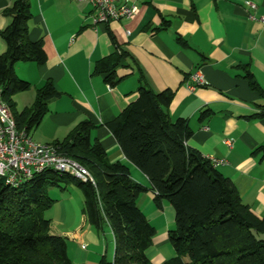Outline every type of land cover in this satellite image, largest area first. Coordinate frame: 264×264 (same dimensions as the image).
I'll return each mask as SVG.
<instances>
[{
    "label": "crops",
    "instance_id": "1",
    "mask_svg": "<svg viewBox=\"0 0 264 264\" xmlns=\"http://www.w3.org/2000/svg\"><path fill=\"white\" fill-rule=\"evenodd\" d=\"M12 1L0 0V33L9 24L4 11ZM125 1L138 5L134 18L93 26L90 4L30 0L28 37L42 41L46 59L42 65H14L17 77L31 85L14 96L15 109L30 106L46 82L60 93L31 138L40 144L60 142L79 123L90 121L92 140L109 162L126 165L131 179L149 188L147 177L125 158L106 124L137 99L141 85L154 93L170 90L168 114L172 121L187 122V146L221 162L216 170L234 184L252 214L263 218L264 31L258 18L264 17V0ZM116 48L123 54L115 66L120 81L110 87L94 68ZM5 50L0 38V55ZM196 71L206 85L190 90ZM60 186L48 191L50 209L57 206L59 211L55 219L47 217L49 233L66 240L72 264H97L106 242L104 230L87 222L83 194L75 184ZM137 206L155 229L148 257L152 264H163L175 255L168 239L175 227L174 210L166 200L158 207L151 191L138 197Z\"/></svg>",
    "mask_w": 264,
    "mask_h": 264
},
{
    "label": "trees",
    "instance_id": "2",
    "mask_svg": "<svg viewBox=\"0 0 264 264\" xmlns=\"http://www.w3.org/2000/svg\"><path fill=\"white\" fill-rule=\"evenodd\" d=\"M4 14L9 24L0 33L6 47L0 55V90L17 129L31 134L60 93L46 82L30 106L16 111L14 96L31 85L17 77L14 65H42L46 55L42 41L28 37L30 0H13ZM122 56L116 48L94 68L110 87L120 81L115 66ZM172 100L170 90L154 93L141 85L137 99L106 124L125 158L147 177L149 188L134 182L126 165L109 162L102 146L92 140L90 121L79 123L52 145L85 168L93 182L53 170L18 187L0 180V264H72L66 240L49 233L50 221L45 218L53 204L49 189L67 184L82 192L89 225L98 231L108 225L111 230L113 259L100 264H152L147 252L155 229L137 206L138 197L148 191L158 207L166 200L175 213V227L168 234L175 255L163 264H264V217L254 216L234 184L187 146L191 130L184 119H170Z\"/></svg>",
    "mask_w": 264,
    "mask_h": 264
},
{
    "label": "built area",
    "instance_id": "3",
    "mask_svg": "<svg viewBox=\"0 0 264 264\" xmlns=\"http://www.w3.org/2000/svg\"><path fill=\"white\" fill-rule=\"evenodd\" d=\"M77 1L92 6L93 26L107 24L111 21L130 20L139 12L136 3H128L125 0ZM247 6L251 10H256V5L253 3H247ZM249 18L254 19L253 16ZM258 21L264 31V17L258 18ZM190 81V90L206 85L204 77L199 71L191 75ZM227 144L230 146L231 141H227ZM210 161L214 166L221 163L214 159ZM45 170L68 174L81 182H93L85 168L61 154L52 144L37 143L30 134L17 129L0 90V180L9 186L18 187L21 183ZM82 248L84 249V247Z\"/></svg>",
    "mask_w": 264,
    "mask_h": 264
},
{
    "label": "rangeland",
    "instance_id": "4",
    "mask_svg": "<svg viewBox=\"0 0 264 264\" xmlns=\"http://www.w3.org/2000/svg\"><path fill=\"white\" fill-rule=\"evenodd\" d=\"M22 109L23 108L20 107L18 108V111L21 112ZM57 213H59L58 207L57 206L52 207V209L45 212V218L47 219V217H49V218L55 219L54 217L56 216ZM103 230H104L103 233H104L106 242H105V246L103 249V254H101L97 264H100L102 260L106 262H111L113 254H114V244H113L114 241H113L112 233H110V231L106 227Z\"/></svg>",
    "mask_w": 264,
    "mask_h": 264
}]
</instances>
